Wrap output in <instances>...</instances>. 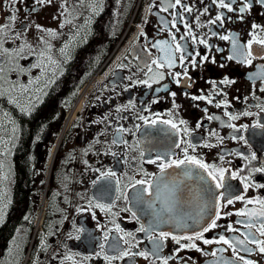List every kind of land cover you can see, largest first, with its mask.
Returning a JSON list of instances; mask_svg holds the SVG:
<instances>
[{
  "label": "flooded vegetation",
  "instance_id": "flooded-vegetation-1",
  "mask_svg": "<svg viewBox=\"0 0 264 264\" xmlns=\"http://www.w3.org/2000/svg\"><path fill=\"white\" fill-rule=\"evenodd\" d=\"M245 2L236 0L235 10L228 12L213 0H181V5L168 11H161L165 0H141L139 5L136 0H51L43 4L17 0L15 5L5 0L0 25L9 28L0 33V44L12 53L23 48V58L14 63L26 72H10L13 64L3 58L0 207H7L0 223V264H163L151 254L149 235L158 236L159 231L190 235L192 229L160 224L155 232L140 231L142 225L149 227L151 210L135 201L142 186L133 185L159 175L157 164L149 163L150 159L165 152L168 159H182L188 142L196 145L195 151L189 148V155L227 169L226 183L245 197L231 205L220 201L219 227L204 233V238L216 240L224 235L233 243L244 239L241 233L248 229L236 223L244 218L234 213L258 207L246 205L247 199H264V186H257L264 185V172L255 171L264 168V129L253 127L264 123V91L260 90L264 80L259 78L264 59L255 55L259 45L253 44L250 65L228 60L232 43L219 37L230 35L246 45L253 34L264 35L252 27H264V7L253 2L249 11L239 13ZM185 5L192 11H185ZM7 10L16 17L14 21L5 19ZM175 13L183 20L177 17L172 27ZM220 13L225 17L222 27L219 22L210 23ZM188 28L197 37L195 42ZM165 40L173 48L180 44L186 52H174L173 68L156 69L151 61L163 53L153 44ZM88 44L93 49L84 51ZM182 54L187 75L180 66ZM193 56L196 66L191 63ZM204 56L209 59L203 60ZM146 62L154 71L163 72L164 78L150 80ZM176 72L181 73L179 83L169 74ZM143 80H149L151 87L139 83ZM201 95H211L212 103L191 98ZM225 113L238 118L230 120ZM209 116L218 119L209 120ZM165 120L176 122L181 130L171 129L162 123ZM180 120L186 124L179 125ZM174 141L180 146H172ZM206 143L212 146L204 147ZM167 171L173 176L179 172ZM109 172L113 175H104ZM232 172L237 173L236 179L231 178ZM185 183L195 186L192 180ZM245 183L250 185L247 191ZM150 199L145 193V200ZM229 212L233 215H225ZM229 224L239 231H227ZM117 241L121 251H148V259L106 260L105 256L119 257L112 247ZM195 243L202 251L180 249L169 237L158 256L173 257L168 264H222L234 259L228 245ZM246 246L253 251L241 250L240 255L264 264V255L254 245ZM213 251L216 257L211 256Z\"/></svg>",
  "mask_w": 264,
  "mask_h": 264
},
{
  "label": "snow or ice",
  "instance_id": "snow-or-ice-1",
  "mask_svg": "<svg viewBox=\"0 0 264 264\" xmlns=\"http://www.w3.org/2000/svg\"><path fill=\"white\" fill-rule=\"evenodd\" d=\"M9 3L15 5L17 0H8ZM37 3H51V0H36ZM253 2L264 7V0H247L241 7H239V13H246L249 11ZM5 0H0V8L4 7ZM213 3H218V7L221 9H226L228 12H233L235 9L233 8V4L236 3V0H213ZM181 5V0H174V3H169L168 0H165L164 7L161 11H168L169 8H175ZM184 10L191 12L192 9L188 8L186 5L184 6ZM207 9H205V12ZM179 17L183 20V17L180 13L173 14L172 27H175L176 18ZM224 13L218 14L214 20L210 21V23L216 24L219 22V25L222 27L224 23ZM239 19L243 20L244 16L240 15ZM6 20L14 21L16 17L11 13L10 10H7V15L5 16ZM231 19V17H228ZM39 27V26H38ZM185 27H188L185 24ZM253 29H260V33H264V27L260 25L253 24ZM9 28L8 24L0 25V33H3L6 29ZM215 34V33H214ZM143 35V33H141ZM188 35L191 36L192 40L195 42L197 40L196 36L192 35L191 28H188ZM185 37H181L184 39ZM221 40H230L232 43V54L227 57L228 60H237L238 62L251 64L253 59V44L259 45V50L255 51V55L259 56L261 59H264V35L262 34H253L252 39H250L246 45H241L238 43L237 39L230 35H221L219 37ZM176 37L172 36V41H175ZM200 44H206L205 39H199ZM153 47L158 48V50L163 53L162 57L157 59H153L151 61V65H155L156 69H162L167 67L171 69L175 66L176 57L174 52H186V49L182 48L180 44H175V48H173L172 44L167 40L158 41L156 44H153ZM219 50V49H218ZM195 55H200L196 53ZM24 50L21 47L19 51L16 53H12L8 48H4L2 44H0V65H2L4 61V57L8 58V61L13 64V67L9 69L10 72H18L25 73L26 69L22 66L15 65V61L18 58H23ZM207 56L203 57V60H208ZM181 62L180 66L185 68L184 74L187 75V68L184 65L185 55H181L179 57ZM215 63V61H212ZM191 63L193 66H196L195 56L192 57ZM149 65L147 62L145 63V67H147L150 80L159 81L164 78V73L160 71H154L153 67ZM39 66V65H37ZM5 69L0 67V81L5 80L4 76ZM173 75V79L179 83L177 79L181 73H169ZM259 78L264 80V65L259 66ZM191 79V78H190ZM139 83L147 84L151 87L149 80L139 81ZM222 83H229L228 80L222 81ZM167 88V85H165ZM27 91V88L23 89ZM264 91V88L260 89ZM0 95H3L0 92ZM173 97L176 96V93H171ZM193 100H207L208 103H212V96H192ZM217 108L221 107V103H216ZM207 112V109H205ZM229 115L228 113H225ZM248 115V113H244ZM238 117L235 115H229L230 120H235ZM140 119H145L143 116ZM209 120L218 119V117L209 116ZM147 123V121L145 120ZM153 124L156 123L154 120ZM165 125H170L171 129L179 132L181 129L178 127L176 122L171 120L162 121ZM186 124V121L180 120L179 125ZM199 127V125H197ZM229 127L235 128V125H228ZM247 128V126H243ZM255 128L264 129V123H258L253 125ZM123 130V129H122ZM183 131L187 133V128H184ZM215 135V133H212ZM235 138V137H233ZM243 139V137H241ZM123 142L114 140L113 143ZM247 142V141H245ZM126 143V142H124ZM183 143V141H181ZM174 147H179V144L173 142ZM210 144H205L204 147H211ZM196 145L192 142H188L187 147L183 148L184 156L183 158L176 159H168L169 153H158L156 159H150L149 163L157 164L159 168V175L154 179L147 180H137L135 181V185H141L139 189L136 191V195L134 197L135 201L139 204H146L147 208L151 210L150 216L151 220L149 221V227L145 228L143 225L140 228V231L145 232H155L160 224H172L176 228L187 229L191 228L192 233L190 235H175L172 232L168 231H159L158 236L149 235V239L152 242L151 254L156 256L157 259H162L163 264H168V260L173 257H159L158 253L163 247V242L167 240L169 237L179 245L180 249L190 248L195 249L196 251H202L197 244L196 240H202L204 244H224L228 245L232 249L233 260H223L222 264H236V261L242 262V264H256L255 261L250 259H245L244 256L240 255V251L242 250L245 253H251L253 248H249L246 245L252 244L255 246V249L259 254L264 255V239H260L258 237H264V199H247L246 205H258V207H253L251 209L245 207L243 209L237 210L234 215L237 217H242L244 219L237 220L236 223L243 224V226L248 229L246 233H241L244 236V239H237L235 243L231 240L227 239L224 235H220L218 239H205L204 233L209 232L212 229L219 227L217 221L221 218L220 215V201H224L226 205H231L234 200L244 201L245 197L242 195H238L235 192V188L233 185L226 183L225 173L228 171L224 168H217L215 165H210L205 163L201 158H198L195 155H189V148H192L195 151ZM255 154H253L252 159H255ZM223 159V157H221ZM159 161V163H157ZM3 165L0 164V167ZM168 169H178L179 172L173 176L172 173H169ZM257 172H264V168L255 169ZM106 176L113 175L112 173L104 174ZM147 175V174H145ZM182 177V178H181ZM231 178L236 179L237 173L232 172ZM245 181L247 177L243 178ZM185 180H192L195 182V186L189 185L185 183ZM183 186V187H182ZM249 184H244V190L247 191L249 188ZM264 186V185H257ZM222 189L223 191H217ZM145 193L151 197L150 200H145ZM0 207V223H3V212L4 208ZM135 216V213H133ZM225 215H233V213L229 212ZM254 229V231H253ZM119 230V229H118ZM227 231L229 232H237L238 229L232 227L231 224L227 226ZM188 241V243L182 244L181 241ZM237 245L244 246L242 249H238ZM103 247V245H101ZM120 254L119 257H108L105 256L106 260L111 261L116 258H123L126 256H141L145 259H148L149 252L142 251L133 253L131 250L121 251L119 249V242H115L112 245ZM217 251H223V249H218ZM217 251H213L211 256L216 257ZM216 264H220L219 261Z\"/></svg>",
  "mask_w": 264,
  "mask_h": 264
},
{
  "label": "trees",
  "instance_id": "trees-1",
  "mask_svg": "<svg viewBox=\"0 0 264 264\" xmlns=\"http://www.w3.org/2000/svg\"><path fill=\"white\" fill-rule=\"evenodd\" d=\"M93 48H91V44H88L86 47H85V50L84 51H90L92 50Z\"/></svg>",
  "mask_w": 264,
  "mask_h": 264
}]
</instances>
